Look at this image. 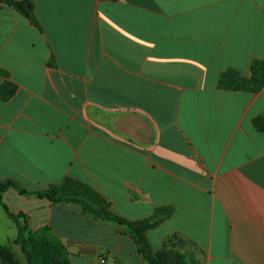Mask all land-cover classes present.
I'll list each match as a JSON object with an SVG mask.
<instances>
[{
    "label": "crops",
    "instance_id": "0c3cea01",
    "mask_svg": "<svg viewBox=\"0 0 264 264\" xmlns=\"http://www.w3.org/2000/svg\"><path fill=\"white\" fill-rule=\"evenodd\" d=\"M0 3V182L30 193L74 179L130 221L172 208L146 233L181 264H264V114L259 92L227 91L264 60V0H16ZM49 227L71 264H150L115 223L8 190ZM0 205V248L28 264ZM8 262L0 255V264Z\"/></svg>",
    "mask_w": 264,
    "mask_h": 264
},
{
    "label": "trees",
    "instance_id": "16d2710c",
    "mask_svg": "<svg viewBox=\"0 0 264 264\" xmlns=\"http://www.w3.org/2000/svg\"><path fill=\"white\" fill-rule=\"evenodd\" d=\"M1 4L14 8L37 23L34 15L35 5L31 1L0 0ZM252 77L246 78L235 69L225 71L219 79V87L227 91L259 92L264 88V60H255L251 66ZM15 84L5 82L0 86V99L10 100L16 93ZM258 132L264 131V114L254 120ZM16 189L23 195L47 198L54 204H72L80 207L86 216L97 220L112 222L120 226L124 233L134 240L139 254L150 264H181L179 261H168L164 254L153 252L146 233L158 227L164 220L172 216V208L157 209L154 215L145 220L130 221L112 211V205L92 187L74 179H66L59 186H52L44 193H30L13 181L0 182V205L7 215L18 226L16 244L24 253L28 264H71L60 239L49 227L33 231L29 218L24 214H14L4 203V194ZM0 255L7 258L3 264H18L14 256L6 248H0Z\"/></svg>",
    "mask_w": 264,
    "mask_h": 264
}]
</instances>
